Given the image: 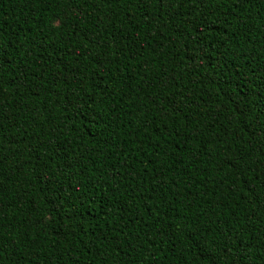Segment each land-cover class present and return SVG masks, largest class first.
Instances as JSON below:
<instances>
[{"label": "trees", "instance_id": "trees-1", "mask_svg": "<svg viewBox=\"0 0 264 264\" xmlns=\"http://www.w3.org/2000/svg\"><path fill=\"white\" fill-rule=\"evenodd\" d=\"M0 264H264V0H0Z\"/></svg>", "mask_w": 264, "mask_h": 264}]
</instances>
